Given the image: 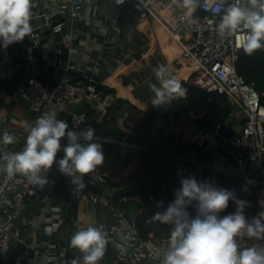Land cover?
Wrapping results in <instances>:
<instances>
[{
  "label": "crops",
  "instance_id": "obj_1",
  "mask_svg": "<svg viewBox=\"0 0 264 264\" xmlns=\"http://www.w3.org/2000/svg\"><path fill=\"white\" fill-rule=\"evenodd\" d=\"M74 1L32 0L33 32L22 42L13 43L7 48L0 47V78L15 73L19 80L26 81L32 72L34 75L44 74L47 84H51L55 80L54 73L57 68H64L67 62L76 64L79 71H75L72 78L76 77L81 81L80 76H95L98 79L97 84L102 86L96 96L84 99L83 108H92L93 118L117 130L99 135L101 139L95 142L101 144L102 149L103 144L121 145L119 142L124 141L131 144V147L121 145L124 153L183 154L192 143L196 126L184 120L182 101L176 98L165 105L153 106L150 99L154 95L150 84L160 86L153 71L158 66L164 65L172 78L188 82L192 72L180 58V47L155 22L150 19L140 20L135 4L129 9L124 5L115 6L108 0H80L78 15L62 29L63 34L71 29L73 34L71 51L67 53L64 49L66 58L63 59L64 53L59 54L57 51L61 46V39L50 28L61 20L64 12H70L77 4ZM163 2L169 4L167 0ZM161 7L157 5L156 9L165 18L177 15L171 8ZM37 48L42 50L38 57L34 54ZM16 57L20 61L14 64ZM106 87L112 91L107 92ZM70 106H51L48 112H55L58 119L61 111L69 109ZM231 112L232 117L226 120L225 125L227 130L236 132L241 127L244 115L234 108ZM38 117L40 116L30 111L22 96L18 100L0 89V145L17 147L27 137L24 130L26 125H35ZM82 127L85 130L94 128L91 123ZM5 131L16 138V143L3 144ZM62 157L63 152L57 154V159ZM100 167H105L103 169L109 172V181L106 185L95 187L94 191L100 197L99 202L77 200L75 226L70 237L90 226L105 227L113 223L115 217L111 209L114 205L112 202L115 195L124 188L122 184L140 178L147 170V166L139 159H135L128 168L122 169L115 162H107L105 157ZM136 168L138 171L133 173ZM47 177V197L28 211L25 226L38 221V217L43 216L44 207H48L53 222L60 220L61 225L58 229H51L53 222L43 224L44 228L42 227L36 238L42 254L31 255L28 259L24 257L18 264H49L45 255L55 254L60 246L67 250L66 264H73L74 261L81 264L82 253L69 244L67 222H64L69 216L70 204L65 201V184L57 164L49 170ZM226 178L229 184V176ZM140 212L141 209L136 204L129 207L128 213L131 215ZM119 247V242L111 244L98 264H112ZM2 253L7 254L8 251L3 249Z\"/></svg>",
  "mask_w": 264,
  "mask_h": 264
},
{
  "label": "built area",
  "instance_id": "obj_2",
  "mask_svg": "<svg viewBox=\"0 0 264 264\" xmlns=\"http://www.w3.org/2000/svg\"><path fill=\"white\" fill-rule=\"evenodd\" d=\"M108 1L115 6H123L128 0ZM158 1L133 0L138 18L140 20L150 19L155 22L180 47V58L192 72L188 82L185 83L186 92L189 86H196L208 93L223 94L231 102L232 107L244 115L240 129L234 131V134L225 138L222 143V146L232 148L231 153L237 152L236 165L211 164L202 158L199 147L204 141L212 142L216 131L214 133L206 132L193 123V119L200 116L188 109L184 98L181 100L184 120L196 126L192 143L183 154L160 153L167 157L182 175H187L191 170H194L200 178L199 173L202 169L210 170V183L217 188L229 190L226 177L237 176L238 180H241L240 191L247 197L250 205L245 209V216L250 221L253 215L248 214V209L256 208L264 211V206L261 205V201H264V106L260 104L262 92L257 91L254 81H246L237 73L236 63L243 50L238 46L239 37L221 38L217 35L215 29L220 17L212 10L214 7L212 0H201L200 6L194 13V17L198 19V23L195 25L187 22L183 7L178 12V20L176 22L169 21L156 9ZM80 2V0H75L74 3L77 4L70 12H64L61 15V20L51 25L50 29L53 33L61 34V46L57 49L59 54L64 53V49L67 53L71 51L72 29L64 34L62 29L78 15ZM232 2L233 0H228V3ZM33 17L34 13L32 12ZM34 42L38 43L36 39ZM64 68V73L55 78L51 84L44 85L35 76L26 79L21 96L26 100L32 113L41 116L48 112L51 106L62 108L72 105L75 101H84L87 97L96 96L97 81L95 79L89 77L90 82L84 84L79 80H73L71 75L66 73L68 70L79 71L76 64L67 62ZM229 117H232V112ZM85 118L86 114L83 111L73 114L71 124L76 132H80L81 124ZM24 130L26 131V128ZM99 135L95 133L94 142L101 139ZM25 141L26 139L15 148L0 145V153L22 151ZM119 143L131 147L128 142ZM223 160L226 161V159ZM108 180L109 172L99 166L94 172L87 174L86 182L94 185H106ZM40 190V187L29 183L22 175L18 174L9 178L6 173L0 172V264L18 240L14 225L17 212L25 206L30 196L38 197ZM71 195L76 200L93 203L99 202L100 198L96 192L86 191L79 186L71 190ZM128 199L138 203L141 201L138 195L122 197L121 201L125 202ZM149 199L153 200L151 196ZM111 209L115 221L104 227L108 233L109 241L106 250L115 242H119L121 245L116 250L112 264H162L163 251L168 246L170 232L158 237L154 236L152 232L142 235L119 207L112 205ZM42 212L43 216H39L38 221L35 220L27 227L28 230L29 228L31 230L28 232L31 239L26 244L25 250L20 253L16 264L24 257L28 259L31 255L42 254L38 240H36L37 234L41 233L42 227L44 228L43 224L53 222V216L48 207H44ZM51 224V229H56V227L58 229L61 225L60 220ZM257 244L264 246V240L258 241L254 237H245L240 241L241 248ZM3 249L8 253H2ZM56 251L55 254L45 255V259L46 257L49 259V264H66V262H58V259L65 261L66 248L60 246Z\"/></svg>",
  "mask_w": 264,
  "mask_h": 264
},
{
  "label": "clouds",
  "instance_id": "obj_3",
  "mask_svg": "<svg viewBox=\"0 0 264 264\" xmlns=\"http://www.w3.org/2000/svg\"><path fill=\"white\" fill-rule=\"evenodd\" d=\"M200 4L201 0H182L189 24L198 23L194 13ZM212 4V10L220 17L215 29L219 37L238 36V46L246 55L264 48V0H212ZM31 9L32 0H0V47L22 42L33 32ZM153 71L160 84H150L153 106L185 96L181 81L172 78L164 65ZM26 131L22 151L0 153V172L9 178L19 174L29 183L44 187L49 183L47 173L57 164L70 183L83 187V177L104 163L103 149L94 142L92 127L76 132L69 129L65 120L57 119L55 112H45L34 126L26 125ZM62 140L67 141L63 147ZM2 142L11 145L16 138L5 131ZM60 152L63 157L57 159ZM174 196L166 208L163 201H158L157 207L163 210L152 217L160 224L172 226L162 264H264V246H240L245 237L264 240V211L249 221L245 216L248 202L237 199L228 189L193 176L180 180ZM230 201L235 203V211L221 216ZM108 242L103 225L79 230L69 239L70 247L82 253L81 264H98Z\"/></svg>",
  "mask_w": 264,
  "mask_h": 264
},
{
  "label": "trees",
  "instance_id": "obj_4",
  "mask_svg": "<svg viewBox=\"0 0 264 264\" xmlns=\"http://www.w3.org/2000/svg\"><path fill=\"white\" fill-rule=\"evenodd\" d=\"M133 4V0H128L124 6L132 9ZM41 53V48H37L34 51L37 57ZM62 57L65 59L66 54L64 53ZM236 71L246 81L264 84V49L257 50L252 55H246L242 50L236 63ZM106 91L111 92L112 89L106 87ZM184 101L187 102L188 109L196 115L202 116L206 112L209 113L211 123L205 124L201 129L210 133H214L221 123L228 120L233 108L225 95L216 92L208 93L196 86L188 87ZM260 104L264 106V90L260 97ZM84 130L85 127L81 126L80 131ZM121 147L118 144H103L106 161L115 162L120 168L126 169L135 159H139L147 166V170L145 175L140 178L123 183L124 188L115 195L112 203L115 206H119V209L138 228L142 235L152 232L154 236L158 237L170 232L171 225L160 224L152 219L155 212L163 210L157 207V202L163 201L164 208H166L175 199L174 192L179 189L180 180L193 176L198 181H201L198 174L194 170H191L187 175L180 174L175 166L170 163L169 159L159 152L124 153ZM227 149L232 151L230 146H227ZM240 184L241 180L228 184L229 191L234 192L237 199L248 202L247 197L240 191ZM83 185L82 189L86 191L95 192L94 190H96V185L94 184L83 182ZM133 195H138L141 201L139 203L131 199L125 202L121 201L122 197ZM150 196L153 200L149 199ZM135 204L141 209V212L131 215L128 213L129 207ZM235 209V203L230 201L228 208L220 215L234 212ZM189 211H194V209L190 208ZM74 226L75 224L73 223L71 231L74 230Z\"/></svg>",
  "mask_w": 264,
  "mask_h": 264
},
{
  "label": "water",
  "instance_id": "obj_5",
  "mask_svg": "<svg viewBox=\"0 0 264 264\" xmlns=\"http://www.w3.org/2000/svg\"><path fill=\"white\" fill-rule=\"evenodd\" d=\"M55 36L58 37V39H61V34L56 33ZM17 61H20V58L16 57L13 61L15 64ZM64 73L63 68H57L54 73V77H60ZM69 75H74V71L68 70L66 72ZM76 74V73H75ZM34 73H30V77H32ZM40 82H42L44 85L47 84V80L44 77V74L34 75ZM91 78L98 80L95 76H92ZM81 81L84 84H88L90 82L88 76H80ZM73 80H77L76 77L73 78ZM25 80H19L18 76L13 73L10 76L1 77L0 78V89L6 93L8 96L14 97L15 99L21 98V89L25 85ZM182 86L185 87V82H181ZM102 86H99L96 84V90L101 91ZM256 89L258 92H262L264 90V84H256ZM184 97L179 98L180 100H183ZM84 101H75L67 110H62L58 119L65 120L70 130H74L71 119L74 113L76 112H85L86 118L84 122L81 124V126H85L88 123H91L95 129L96 133H99L101 135H106L110 132L117 131L116 128H112L110 126L104 125L101 123V120H98L97 118H93L94 116V110L92 108L84 109ZM193 123L198 127L202 128L205 124L211 123V119L209 116V113L206 112L202 116L193 119ZM234 134V131H229L226 129L225 122L221 123L216 133L213 137L212 142L204 141L203 144L199 147V151L201 152L202 158L211 163L216 165H224L227 166L229 164L236 165L235 156L237 155V152L231 153L225 146H222L223 140L231 135ZM67 143L66 140H62V147L65 146ZM223 159H226L224 161ZM61 174V179L63 180L65 184L64 189V197L66 203L70 204V213L67 218V230H68V238H70L71 228L73 223L75 222L76 217V211H75V205H76V198L71 195V190L78 186L70 183V178L66 175ZM201 182H209L210 183V170L208 169H202L199 173ZM83 181H87V175L83 177ZM238 181L237 176H230L229 177V184ZM48 193V185H45L42 187V190L38 197L36 196H30L28 202L25 204L23 208H21L15 218H14V225L17 230V236L18 240L16 241V244L14 245L13 249L5 256V258L2 261V264H16V261L18 260L20 253L25 250L26 244L30 242L31 237L28 235V229L25 226V218L27 217L28 211L33 208L34 206L40 204L42 200L47 197ZM262 212L261 209H248V214H252L254 216H257L258 213ZM58 262H65L64 259H58Z\"/></svg>",
  "mask_w": 264,
  "mask_h": 264
},
{
  "label": "rangeland",
  "instance_id": "obj_6",
  "mask_svg": "<svg viewBox=\"0 0 264 264\" xmlns=\"http://www.w3.org/2000/svg\"><path fill=\"white\" fill-rule=\"evenodd\" d=\"M164 0H159L157 5L158 6H162L161 9H167V8H171L173 10V12H177L175 17H168L167 19L169 21H176L178 20L179 16H178V12L181 11V7H182V0H167L169 4H164L163 2ZM138 168H136L134 171H132L133 173L137 172Z\"/></svg>",
  "mask_w": 264,
  "mask_h": 264
},
{
  "label": "bare ground",
  "instance_id": "obj_7",
  "mask_svg": "<svg viewBox=\"0 0 264 264\" xmlns=\"http://www.w3.org/2000/svg\"><path fill=\"white\" fill-rule=\"evenodd\" d=\"M261 205L264 206V201H261Z\"/></svg>",
  "mask_w": 264,
  "mask_h": 264
}]
</instances>
